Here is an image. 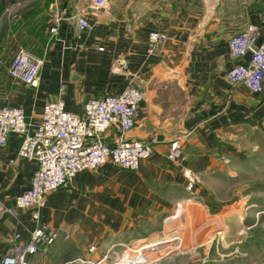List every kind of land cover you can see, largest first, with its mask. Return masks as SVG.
Instances as JSON below:
<instances>
[{"label":"crops","instance_id":"1","mask_svg":"<svg viewBox=\"0 0 264 264\" xmlns=\"http://www.w3.org/2000/svg\"><path fill=\"white\" fill-rule=\"evenodd\" d=\"M75 15L86 17L91 28H80ZM249 23L264 39V0H109L103 10L93 0H0V62L11 64L19 46L28 52L32 44L46 49L35 86L12 78L10 65L0 68V108L20 106L36 126L51 101L62 99L66 110L82 114L88 99L133 84L144 90L145 100L126 135L160 138L138 170L108 162L47 194L41 220L60 237L46 253L30 255L32 262L111 264L124 246L132 250L140 242L161 241L181 216L178 206L190 207L205 191H220L221 174L233 172L221 160L232 153L228 140L249 130L264 133V90L255 93L226 76L237 61L230 57L229 40ZM151 30L168 38L150 54ZM117 134L113 126L105 138L112 141ZM178 138L183 155L171 161L170 144ZM22 140L11 132L0 147V201L6 206L30 187L36 168L34 160L18 156ZM186 170L199 176L192 190ZM35 226L31 208L0 216V264L16 243L30 240ZM237 257L242 256L212 257L210 264H243Z\"/></svg>","mask_w":264,"mask_h":264},{"label":"built area","instance_id":"2","mask_svg":"<svg viewBox=\"0 0 264 264\" xmlns=\"http://www.w3.org/2000/svg\"><path fill=\"white\" fill-rule=\"evenodd\" d=\"M109 0H93V7L106 8ZM77 25L90 29V21L75 15ZM57 28H53L56 31ZM165 32L151 30L148 34L149 53H153L164 40ZM102 49V48H100ZM229 53L233 60L226 76L232 83L243 82L251 91L264 90V39H260L259 27L247 24L229 40ZM248 56V58H247ZM247 58V59H246ZM44 60L33 56L24 48L14 54L9 74L30 85H37ZM125 63V61H122ZM65 84L61 85L64 90ZM145 100V92L133 84L117 94L102 98L88 99L82 114L65 109L62 99L45 105L41 122L34 126L26 120L25 110L20 106L7 105L0 108V147L6 146L11 132L23 136L18 156L36 162L30 187L18 195L14 205L6 206L0 201V216L5 212L16 213L21 209H33L36 223L30 240L16 243L2 259V264H35L29 256L46 253L60 237V232L41 220V212L46 204V195L68 187L80 172L94 170L110 162L125 170H138L141 162L149 158L160 142L158 134L147 139H136L126 134L137 124V113ZM115 126L118 130L114 140L105 134ZM183 155L180 139L171 142L167 158L178 161ZM187 189L192 190L199 182V176L186 170ZM18 236V235H17ZM82 259L72 264H84ZM206 263L204 260L203 264Z\"/></svg>","mask_w":264,"mask_h":264},{"label":"rangeland","instance_id":"3","mask_svg":"<svg viewBox=\"0 0 264 264\" xmlns=\"http://www.w3.org/2000/svg\"><path fill=\"white\" fill-rule=\"evenodd\" d=\"M19 48L25 46L17 47L15 52L11 53L12 57ZM30 48L33 50L30 51L32 55H39L37 57L44 60L45 45L32 44ZM9 60L0 62V68L10 65ZM226 146L232 153L221 158L222 164L228 165L233 172L221 174L222 185L218 186L220 191L216 190L215 194L205 191L202 197L192 198L190 204L193 205H189L190 210L188 204L178 206V210L183 208L181 216L167 229L164 236L160 237L164 242L154 245H149L150 241L140 242L130 246L133 247L132 250L124 246L115 256V262L109 260V263L154 264L160 261H175L181 264H203L206 260L205 264H210L213 263L212 257L230 259L231 256L236 258L238 255L242 256L237 257L238 263L264 264L263 130H249L242 138L229 139ZM191 195L188 194L189 197ZM209 198L218 204L211 202L212 206L206 207L205 202H210ZM193 208L197 212H190V215L188 212ZM187 224L191 232L188 230L189 233L186 234L190 237L185 233H178L185 231ZM187 237L191 241L180 246ZM216 247L221 248L220 254L213 252ZM232 263H235V259Z\"/></svg>","mask_w":264,"mask_h":264},{"label":"bare ground","instance_id":"4","mask_svg":"<svg viewBox=\"0 0 264 264\" xmlns=\"http://www.w3.org/2000/svg\"><path fill=\"white\" fill-rule=\"evenodd\" d=\"M190 209H191V207H189V210H190ZM194 209H195V208H193L192 211H189L188 213L190 214V212H191V213L193 214V213L197 212V211L194 210ZM193 210H194V211H193ZM192 214H190V215H192ZM185 228H186L185 231H180V232L178 231V233H185V234H186V233L191 232V231H190V226H189L188 224L186 225ZM208 228H209V227H208ZM202 229H203V228H202ZM188 230H189V232H188ZM196 230H197V229H196ZM206 230H207V229H206ZM175 231H176V230H175ZM198 232H199V231H198ZM196 233H197V232H196ZM200 234H201V233H200ZM200 234H199V235H200ZM202 234H203V233H202ZM186 235L189 236V234H186ZM197 235H198V234H197ZM181 237L184 238L183 235H181ZM189 237H190V236H189ZM189 237H187V239H184V240L181 242L180 246H181V245H184V243H187V242L191 241V240H189ZM166 240H167V239H166ZM164 241H165V240L159 241V243H160V242H164ZM156 243H158V242H153V243H150L149 245H154V244H156ZM172 249H173V248H172ZM173 250H174V249H173ZM163 254H164V253H163Z\"/></svg>","mask_w":264,"mask_h":264}]
</instances>
